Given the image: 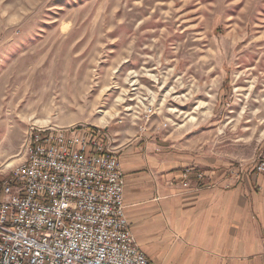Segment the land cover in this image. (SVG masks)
Returning a JSON list of instances; mask_svg holds the SVG:
<instances>
[{"label":"rangeland","instance_id":"374dc122","mask_svg":"<svg viewBox=\"0 0 264 264\" xmlns=\"http://www.w3.org/2000/svg\"><path fill=\"white\" fill-rule=\"evenodd\" d=\"M36 125L128 138L147 127L192 163L254 169L264 159V0H0L6 175Z\"/></svg>","mask_w":264,"mask_h":264},{"label":"built area","instance_id":"2783aa9c","mask_svg":"<svg viewBox=\"0 0 264 264\" xmlns=\"http://www.w3.org/2000/svg\"><path fill=\"white\" fill-rule=\"evenodd\" d=\"M24 143L30 152L22 169H0V264H157L130 230L125 178L109 134L47 125ZM254 169L264 173V159ZM194 170L182 173L184 187Z\"/></svg>","mask_w":264,"mask_h":264},{"label":"crops","instance_id":"0c3cea01","mask_svg":"<svg viewBox=\"0 0 264 264\" xmlns=\"http://www.w3.org/2000/svg\"><path fill=\"white\" fill-rule=\"evenodd\" d=\"M124 133L109 132L110 144L125 178L130 230L151 262L264 264V174L217 158L192 163L178 148L160 145L147 127L129 138ZM189 165L195 170L184 187Z\"/></svg>","mask_w":264,"mask_h":264},{"label":"bare ground","instance_id":"6f19581e","mask_svg":"<svg viewBox=\"0 0 264 264\" xmlns=\"http://www.w3.org/2000/svg\"><path fill=\"white\" fill-rule=\"evenodd\" d=\"M43 127H45V126H43ZM43 127L42 126H37V125L36 126H32L30 128V131L28 132V134H32V129H34V131H43ZM74 128H75L74 126H72L71 128L55 127V129H57V130H71V129H74ZM27 138H28V135H27ZM29 152H30V143H25L24 153H23V161L22 162H25V158H27L29 156ZM22 162L20 164H18L17 166L12 167V170L7 175H13L15 170L22 169Z\"/></svg>","mask_w":264,"mask_h":264}]
</instances>
